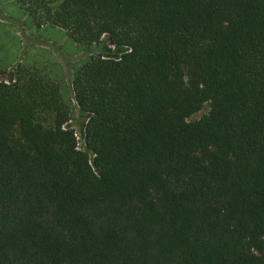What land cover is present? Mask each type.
I'll return each instance as SVG.
<instances>
[{
	"label": "trees",
	"instance_id": "1",
	"mask_svg": "<svg viewBox=\"0 0 264 264\" xmlns=\"http://www.w3.org/2000/svg\"><path fill=\"white\" fill-rule=\"evenodd\" d=\"M17 2L123 51L74 75L85 150L45 69L0 64V264H264V0Z\"/></svg>",
	"mask_w": 264,
	"mask_h": 264
},
{
	"label": "rangeland",
	"instance_id": "2",
	"mask_svg": "<svg viewBox=\"0 0 264 264\" xmlns=\"http://www.w3.org/2000/svg\"><path fill=\"white\" fill-rule=\"evenodd\" d=\"M122 51L123 48L110 45L107 38L96 44H78L62 28L34 24L17 0H0V64L8 69L18 65L45 69L58 83L62 97L71 107L72 119L68 126L75 130L82 150H85L88 118L74 98V75L92 57L117 56ZM207 111L206 107L190 119H197Z\"/></svg>",
	"mask_w": 264,
	"mask_h": 264
}]
</instances>
